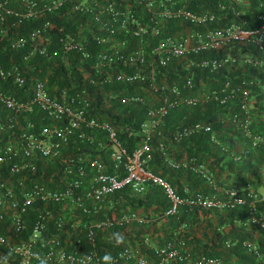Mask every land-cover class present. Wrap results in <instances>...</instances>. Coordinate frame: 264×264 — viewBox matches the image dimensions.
I'll return each mask as SVG.
<instances>
[{
    "label": "built area",
    "instance_id": "obj_1",
    "mask_svg": "<svg viewBox=\"0 0 264 264\" xmlns=\"http://www.w3.org/2000/svg\"><path fill=\"white\" fill-rule=\"evenodd\" d=\"M228 1L242 5L233 8L236 19L211 27L225 16L191 10L188 0H0V264H103L106 253L114 264H263L264 252L249 239L242 246L256 261H227L196 253L190 236L176 235L185 229L174 228L175 236L168 238L129 227L166 224L168 233L170 216L185 224L178 218L183 204L192 210L247 204L254 210L253 190L239 194L229 187L227 199H219L221 186L203 164L187 163L210 192L182 194L150 165L153 139L164 146L161 125L168 112L210 100L223 104L252 147L264 144V128L253 131L251 106L257 76L264 74V0L251 18L243 16L250 0ZM21 22L35 24L18 33L13 27ZM232 46L237 53L198 56ZM72 52L79 58L67 74L70 83L50 82L55 68L73 65ZM194 68L241 69L253 77L236 82L213 76L215 83L201 94L185 93L195 88ZM96 95L147 102L131 149L115 124L90 111ZM199 131L212 133V125L195 121L170 137L179 141ZM151 186H159L168 200L156 221L132 208L116 213V193L141 195ZM260 225L264 231V221ZM111 226L116 230L106 234ZM117 232L125 237L121 244L112 239ZM107 239L112 248L103 244Z\"/></svg>",
    "mask_w": 264,
    "mask_h": 264
},
{
    "label": "trees",
    "instance_id": "obj_2",
    "mask_svg": "<svg viewBox=\"0 0 264 264\" xmlns=\"http://www.w3.org/2000/svg\"><path fill=\"white\" fill-rule=\"evenodd\" d=\"M261 1L263 0H250L249 1V7L243 8L245 13L244 17L251 18L250 15H253L254 12L260 11L263 7L261 4ZM220 5H223L222 8H220ZM188 8L191 10H203V9H210L215 11L220 17L225 18H220L219 20H216L214 22L210 23L211 27H217V26H223L227 22H230L232 20H235V16L233 14V8H242V5L240 3H235L232 2V5L230 6V3L228 0H188ZM27 24V25H25ZM35 23H28V22H21L19 23V26H14V29H17L18 33L22 32L24 28L32 27ZM244 47L239 48L243 50ZM231 50L232 52H238V47L232 46V47H224L221 49H212L210 51H204L200 53L198 56H220L221 54L225 53L226 51ZM251 51L253 53H256L257 50L252 47ZM2 56L5 55V52H1ZM71 61H72V66L71 67H64L62 65L58 66L57 68L54 69L53 75L51 78L50 82L56 81L59 83L60 86H64L68 83H70V80L67 77L68 73H72L73 69L76 68V63L78 62L79 56L77 53L72 52V54L69 56ZM190 57L195 58V55H190ZM196 69V68H194ZM252 74L256 72L255 67L250 68ZM63 74L65 77L60 78V75ZM209 75L216 76L220 80H223L226 77L234 79L233 81H240L242 79H249L253 77L251 74H248L247 71H241V69H238L233 72H226V71H218V72H210L208 69H202L198 68L196 69V76H195V84L196 86L199 85V77H202L206 79ZM57 77V78H56ZM257 77H259V82L256 84L255 89H256V102L252 103L251 106L253 107H259V100L264 98V74H259ZM210 104L213 105V103L217 106H221L223 104H217L216 102H209ZM184 106H179V107H174L172 108L168 114L165 116V125L168 126L170 129H176L179 128L181 125H189L196 120L200 119H195L194 117H197L201 113V106L200 104L196 106H192L191 108L185 109L183 108ZM189 109L191 113L189 112ZM182 110V111H181ZM90 111L92 114L99 115L101 117H104L108 119L111 123L115 124L118 129L119 136L121 139L124 141L125 145L127 146L128 149H131L133 146H135L138 143V138L140 136V123L143 119L147 117L146 111H147V102L145 103H124L118 98L114 97H104L102 95H96L95 97L92 98L91 101V107ZM189 115V117H192L188 121L181 122V117L183 115ZM253 115V114H252ZM216 116L213 118H208L207 120H214ZM189 122V123H186ZM216 128V126H215ZM252 128L253 125H252ZM238 130V129H237ZM264 130V129H263ZM255 131V129H253ZM240 134V130L237 131ZM210 132H204V131H199L198 133H194L191 136V140H195L200 142L202 141H209L210 139ZM206 144V142H205ZM251 147L250 153L255 154V161L252 162L251 159H247V161L244 162L243 168L248 165H253L254 170H257L259 167L263 168L264 172V144L259 145L257 147ZM84 150L91 151L92 153L96 152V150L92 147H84ZM72 152H77V149L74 147H71ZM209 150V149H207ZM99 151V150H97ZM101 151V150H100ZM252 151V152H251ZM257 180L255 183L258 182L264 184V175L260 177V175H257ZM159 187V186H157ZM257 187H255L256 190ZM177 189V188H176ZM149 190V187L148 189ZM146 190V192H147ZM159 193L160 195L158 196L157 194L154 195V199L150 198L149 200H146L147 202H155L164 204V208L168 205V200L162 191V189L159 187ZM204 190V189H201ZM178 191V190H177ZM207 192L206 190H204ZM141 195H135L134 197L132 196H127L128 201H125L123 205H127L128 203L131 204V207L133 210L137 209L139 206H144L145 205V193ZM180 194H182L180 191H178ZM126 192H123V194ZM185 193V192H184ZM119 193L115 194L116 197H120L118 195ZM122 199V196L120 197ZM198 208L189 209L187 205H181L180 206V211L178 213V218L181 221H188V217L191 216L192 212L195 211ZM203 210H207L205 208H202ZM210 208H208L209 210ZM251 207H248L247 204L243 205H235L233 207H225L223 210L224 212H219L217 211L216 215L219 218V224H223L224 222H238V226H233L232 228L229 229V231L222 230L220 228V225H212L211 220H209L208 225H211V227L207 228L205 227L203 229L202 234L208 237L209 240H211V244L208 243V239L206 240H200V239H195L193 236H190L189 232H180L176 233V235H187L190 236V239L188 240L189 243L193 244L192 249L196 253H203L208 256H218L224 260L231 261V260H238V261H246V260H252L256 261V256L252 252H248L244 249L242 246V241L243 239H249L252 240L254 243H256L261 251L264 252V231L262 230V227L260 225V221H264V199L259 198L254 202V210L250 212ZM252 218H255L254 221H252ZM192 219V216H191ZM190 220V219H189ZM247 223L244 225L243 223L241 224L239 221H246ZM169 229L172 231H168L167 227L165 226L166 224L162 225H154L153 229L155 226H158L159 231H163L164 235L168 238H172L173 236V230L179 224L178 221L175 220L174 216L169 217ZM145 226H148L146 224H139L136 222H133L131 225H129L130 228H132L135 232L142 233L145 231L143 228ZM124 227H118L122 228ZM137 227H142V228H137ZM156 229V230H157ZM109 230H116L115 227L111 226L109 229L105 231L106 234H108ZM157 232V231H156ZM234 233V234H233ZM231 235H234L237 238V241L233 245V249L235 250L234 252V257L228 256L227 255V247L224 245V240L228 237H231ZM196 241L197 245L201 247V250L194 245L193 241ZM103 244L109 248H112L114 246L113 241L111 240H105ZM119 246V245H118ZM116 246V247H118ZM230 249V248H229ZM232 249V248H231ZM264 254V253H263ZM237 256V257H235ZM261 262L264 264V259H261ZM258 264V263H257Z\"/></svg>",
    "mask_w": 264,
    "mask_h": 264
},
{
    "label": "crops",
    "instance_id": "obj_3",
    "mask_svg": "<svg viewBox=\"0 0 264 264\" xmlns=\"http://www.w3.org/2000/svg\"><path fill=\"white\" fill-rule=\"evenodd\" d=\"M212 77V75H209L206 79L199 77V85L196 86L195 84V88L192 91L185 90V93L201 94L209 87V85L211 86L215 83L212 80ZM147 99L150 100L149 98ZM209 102L212 103L215 101L210 100L199 103L202 111L199 116L194 117L195 119H200L196 121H205L212 125L213 131L210 135L209 141L206 140L205 144L202 140H200V142L191 140L190 138L192 134L198 132H192L179 141L173 140L170 137V133L173 132L174 129H170L166 126L164 119V122L161 125V129L164 131V146L160 148L158 146L159 139H153V158L150 163L151 168L154 172L161 174L169 180L181 193L191 192L194 189H204L210 192V185L200 174L187 165V163L192 162L203 164L210 171L214 180L221 186V190L216 194L219 199L223 201L227 199V194L224 192L229 187L237 188L239 194H244L247 190H253L260 199H264V184H258V182L255 183L257 175H260V177L264 175L263 168L259 167L257 170H254L253 165H248L243 168V164L248 158L251 159L252 162L255 161V154L250 153L251 147L249 139L243 135L241 131L240 134L237 132L238 130L229 120L226 109L223 105L217 106L214 103L212 105ZM259 102L261 105L259 104V107H254L252 113V125L255 131H260L264 128V98L259 100ZM183 108L188 109L191 107L184 106ZM188 113H191L190 109ZM214 116H216L214 120H207ZM191 118L192 117L185 114L181 117V122L188 121ZM173 162L179 163V165L177 167L173 166ZM255 187H257L256 190ZM159 191V187L157 186L149 187V190L145 193V201H150V198L154 199V195L156 194L159 196ZM128 194L129 193H124L122 199H120L121 196L115 198L113 205L116 213H120L121 211L126 210V208L127 210L132 208L130 203L123 205L125 201H128ZM129 196L131 195L129 194ZM149 201H146L144 206H139L136 210L140 215L151 217L156 221L159 214L164 209V204H162V201L161 203H157V201L151 203ZM225 207L226 206L221 205L215 208H210L209 210L196 209L191 214V220L188 219L185 224L179 223L175 228L179 230L185 229L186 232L190 233V236H193V238L197 240L208 239V237L203 235L202 232L205 227H211V225L206 226L209 220H211L212 225H220L222 230L229 231L230 228L238 226L239 224L237 221H229L219 224V218L216 213L217 211L224 212L223 209ZM200 211L205 212L206 214L200 215ZM154 220L152 223H154ZM194 221H196L197 224H195ZM151 225L154 226L155 223ZM224 226H226L225 229ZM169 231L172 230L169 229ZM236 241L237 238L234 235H231V237L224 240V245L228 249V256L234 257L235 250L233 249V245ZM193 243L201 250V247L197 245L195 240ZM208 243L211 244V240L208 239Z\"/></svg>",
    "mask_w": 264,
    "mask_h": 264
},
{
    "label": "clouds",
    "instance_id": "obj_4",
    "mask_svg": "<svg viewBox=\"0 0 264 264\" xmlns=\"http://www.w3.org/2000/svg\"><path fill=\"white\" fill-rule=\"evenodd\" d=\"M112 239H114L117 244H121L124 242L125 237L122 233L117 232V233L112 234ZM102 261H103V264H114L113 258L111 256V254H109V253H106L103 256ZM40 264H46V261L41 260Z\"/></svg>",
    "mask_w": 264,
    "mask_h": 264
},
{
    "label": "rangeland",
    "instance_id": "obj_5",
    "mask_svg": "<svg viewBox=\"0 0 264 264\" xmlns=\"http://www.w3.org/2000/svg\"><path fill=\"white\" fill-rule=\"evenodd\" d=\"M199 214H200V215H205L206 213L200 211ZM188 219L191 220V216L188 217ZM194 222H195V224H197L196 221H194ZM156 225H162V224H156ZM165 226H166V225H165ZM137 228H142V227H137ZM157 228H158V226H155L154 229H153V226H145L143 229H144V230H149V229H151V230H153V232H154L155 234H157V235L163 234V231H159ZM225 228H226V226H224V229H225ZM156 229H157V230H156ZM156 231H157V232H156Z\"/></svg>",
    "mask_w": 264,
    "mask_h": 264
}]
</instances>
